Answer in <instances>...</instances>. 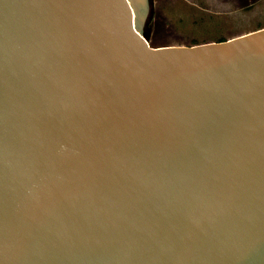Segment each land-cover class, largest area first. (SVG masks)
Listing matches in <instances>:
<instances>
[{
	"label": "water",
	"instance_id": "obj_1",
	"mask_svg": "<svg viewBox=\"0 0 264 264\" xmlns=\"http://www.w3.org/2000/svg\"><path fill=\"white\" fill-rule=\"evenodd\" d=\"M151 5L0 0V264H264V28Z\"/></svg>",
	"mask_w": 264,
	"mask_h": 264
},
{
	"label": "rangeland",
	"instance_id": "obj_2",
	"mask_svg": "<svg viewBox=\"0 0 264 264\" xmlns=\"http://www.w3.org/2000/svg\"><path fill=\"white\" fill-rule=\"evenodd\" d=\"M153 47L219 42L264 28V0H151Z\"/></svg>",
	"mask_w": 264,
	"mask_h": 264
},
{
	"label": "crops",
	"instance_id": "obj_3",
	"mask_svg": "<svg viewBox=\"0 0 264 264\" xmlns=\"http://www.w3.org/2000/svg\"><path fill=\"white\" fill-rule=\"evenodd\" d=\"M237 37V36H236ZM221 41H224V40H221Z\"/></svg>",
	"mask_w": 264,
	"mask_h": 264
}]
</instances>
